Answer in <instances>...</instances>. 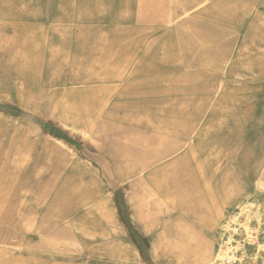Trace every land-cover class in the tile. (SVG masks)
<instances>
[{
  "label": "rangeland",
  "instance_id": "374dc122",
  "mask_svg": "<svg viewBox=\"0 0 264 264\" xmlns=\"http://www.w3.org/2000/svg\"><path fill=\"white\" fill-rule=\"evenodd\" d=\"M262 172L264 0H0V264H264Z\"/></svg>",
  "mask_w": 264,
  "mask_h": 264
},
{
  "label": "bare ground",
  "instance_id": "6f19581e",
  "mask_svg": "<svg viewBox=\"0 0 264 264\" xmlns=\"http://www.w3.org/2000/svg\"><path fill=\"white\" fill-rule=\"evenodd\" d=\"M241 179H242V177H241ZM256 187H258L260 190H263L264 191V173L263 172L259 175L258 179L256 180ZM225 202L228 203V204L239 202V200L237 199V194L236 193H232L230 196L227 197V199H226ZM257 203H258V201L256 202V204ZM223 204L222 205H219L218 208H215V209H212L211 208V210H213V211L209 215V218L207 220V223L203 226L204 231H205V239H203L204 242L200 240V238L198 237V235H195L196 233L193 234L192 232H187V235H188L187 238L191 239L192 243H194L195 246L198 243H200V245H201L200 247L198 245H197L198 247L196 246V249H195L194 255H193L200 262L199 264H223L222 260L227 255H229L228 254L229 252L227 253V251H225V252L216 251L215 250V247H214V244H213V238H212L213 234L216 231L217 225L220 222V219L224 215V211H223V208H222ZM247 207H248V205L245 204V209ZM256 207H257V205L254 208H249L247 210H248V212H251V211L252 212L253 211L256 212L257 209H258ZM258 212H259V210H258ZM250 215H251V213H250ZM183 250H181V251H183ZM243 253L246 254V251L244 250ZM239 264H247V263H246V261H244V259H241L240 262H239Z\"/></svg>",
  "mask_w": 264,
  "mask_h": 264
},
{
  "label": "built area",
  "instance_id": "2783aa9c",
  "mask_svg": "<svg viewBox=\"0 0 264 264\" xmlns=\"http://www.w3.org/2000/svg\"><path fill=\"white\" fill-rule=\"evenodd\" d=\"M238 261H239L238 258H236L235 256L232 257V256H230V254L227 255V256L222 260L223 264H237Z\"/></svg>",
  "mask_w": 264,
  "mask_h": 264
}]
</instances>
